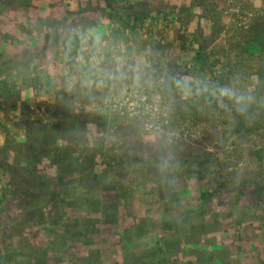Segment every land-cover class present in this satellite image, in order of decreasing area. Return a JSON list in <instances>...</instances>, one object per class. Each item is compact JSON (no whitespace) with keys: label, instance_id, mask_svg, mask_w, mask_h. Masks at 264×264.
<instances>
[{"label":"rangeland","instance_id":"1","mask_svg":"<svg viewBox=\"0 0 264 264\" xmlns=\"http://www.w3.org/2000/svg\"><path fill=\"white\" fill-rule=\"evenodd\" d=\"M127 1L75 0L78 7L73 6L75 16L71 18L64 10L67 0H0V63L12 57L15 60L6 66L15 67L18 56L32 51L29 61L38 72L35 79L17 75V83L23 89L20 100L14 94L12 101L6 103L0 94V246L14 245L21 239L28 244L38 234L49 238L55 235L49 225L62 217L85 215L88 210L66 206L54 191H41L47 183L23 175L18 161L29 155L22 144L31 122L41 123V128L52 125L60 146L57 151L68 168L69 163L73 169L82 166L79 175L87 182L102 178V187L109 195L118 190L123 195L129 186V202L146 208L143 212L151 206L149 201H154L142 194L148 173L158 172L144 163L158 160L169 147L154 135L157 128L177 133L174 147L180 171L185 169L180 161L189 157L208 173L218 172L222 181L239 191V203L249 201L248 187L263 191L258 181L264 179V156L257 159L256 151L264 145V127L252 130L245 124L235 126L234 118L223 110L199 105L198 101L205 99H184L170 92L161 81L175 74L216 84L234 82L241 89L249 88L256 81L254 73L260 64V56L255 54L259 50L253 51L250 44L256 41L264 46V0H171L173 4L182 3L181 16L177 8L174 15L145 17L134 22L137 30L132 20L126 22L125 16L112 11ZM166 10L173 11L171 7ZM49 11L54 13L52 21L57 17L62 22L59 29L65 44L59 51L53 46L55 41L47 42L38 32L51 19L48 20ZM29 21L35 23L33 28L25 27ZM172 37L175 43H171ZM118 63L139 65L154 73L155 85L137 89L128 82L127 86L113 87L104 74ZM207 101V105H212L213 100L210 104ZM40 148L41 152L48 150L43 145ZM7 149L10 153L17 150V158L12 154L10 162L6 161ZM132 160L135 170L128 172L131 177L125 184L123 179L128 173L118 164L123 161L122 166H130L128 162ZM4 167H9L8 171ZM190 176L194 174L186 172L177 177L178 193L184 200L200 202V206L204 201L205 209L211 208L213 192L218 194L222 189L217 178L198 182ZM13 191L16 196L12 199ZM99 215L93 214L98 218ZM245 215L250 218L252 212L248 209ZM120 225L103 224L96 243L88 246L97 251L99 248L102 260L116 254V249L118 252L120 246L109 231H118ZM258 236L261 239L263 235ZM222 239L227 242L234 237L229 234L227 238H217ZM261 243L264 242L258 243L256 252L264 257ZM233 244L244 250L238 254L244 261L253 255L247 243ZM52 247L66 249L60 240ZM17 252L25 254L26 250L21 252L18 248ZM64 255L71 261L64 259L61 264H88L87 259L78 263L74 256ZM98 257L99 251L92 260Z\"/></svg>","mask_w":264,"mask_h":264},{"label":"trees","instance_id":"2","mask_svg":"<svg viewBox=\"0 0 264 264\" xmlns=\"http://www.w3.org/2000/svg\"><path fill=\"white\" fill-rule=\"evenodd\" d=\"M167 1L168 4H166ZM127 2L122 5L117 4L118 6L112 8V11L125 16L126 22L132 20L135 30H137L138 25H135L134 22L136 23L145 17L152 18L165 13L174 15V10L177 8L180 16L183 13L181 11L182 3L173 4L171 0H128ZM76 5L75 0H67L64 8L65 14L70 13L71 18H73L75 16L72 14L73 6L77 8ZM167 7H171L173 11H167ZM48 13V20L51 17L47 22L48 24L41 28L37 27V29L40 28L38 32H41L44 40L47 42L55 41L53 46L56 51H59L60 47L65 44V39L59 29L62 22L57 17H54L55 20L52 21L54 13L50 11ZM34 26L35 23L32 21L25 23L26 28H33ZM170 40L171 43H175V37ZM252 42H255L250 44L253 51L259 50L255 54L260 56V64L254 73L257 76L256 81L249 88L247 86L246 91L254 93L258 100H264V46L256 41ZM32 53V51H28L27 54L18 56V63L15 67L6 66L8 62L11 64L10 60H15L12 57L0 63V94L6 103L12 101L14 94L17 95V99H21L23 89L17 83L18 74L23 79H35V76H38V72L31 67V61H29V56ZM25 56H28L27 60H24ZM23 64H25L24 67H22ZM210 82L216 84L215 81ZM206 101L200 100L198 103L208 108L210 106H213L214 109L218 108L214 100H211L212 102L207 101L208 104L211 102L212 105H207ZM252 111L253 116L250 121L232 113L234 125L242 126L245 124L248 129L252 128V130L256 126L264 127V105L254 106ZM40 126L41 123L31 122L23 136L22 146L29 150L27 159L22 158L21 160L20 158L18 161L20 168L24 169L23 175L30 180H41L42 183H47L41 191H54L62 198V203L66 206L77 205L87 207L88 210L85 215L77 214L71 217H62L61 221L49 225V228H52L51 230L55 233L49 238L38 234L31 238L28 244L21 239L14 245L0 246V253L2 252L0 258L2 257L3 262L0 264H61L64 259L71 261L65 257L64 253L74 256V261L78 263L87 259L88 264H93V262L99 264H264L263 255L261 256V253L257 255L256 252L258 243L264 242V179L258 181L263 185V191L255 192L253 188L248 187L246 192L250 195L249 201L239 203V200L236 201V199L239 198L240 194L236 187L229 185L228 181H222L218 177V172L215 175L208 173L202 164L192 162L189 157L180 161V165L185 167L184 171H180V167H176L167 176L160 171L159 159L149 160L144 165L158 172L148 173V183L145 185L142 194H145L146 199L151 198L154 201H149L151 206L143 212L146 208L134 201L129 202L130 199L127 195L129 186H127L128 189L124 188L127 193L122 191L123 195L119 190L114 195H109V192L102 187V178H99L98 182H87L84 180V176L79 175L83 171L82 166L73 169L69 163L70 168H68L59 151H57L60 146L57 137L54 135L52 125H47L45 128ZM40 144L48 150L39 151L42 150ZM7 150L9 152L4 157L7 158L6 161L10 162L9 156L12 154L17 158V150H14V153H10V149ZM256 154L257 159H263L264 145L257 149ZM215 158L218 159V157ZM132 162L134 161L128 162L131 167L122 166L123 161H120L118 165L121 166V170H126L128 173L135 170L133 167L136 165L132 166L130 164ZM8 168L5 170L8 171ZM186 172L193 173L194 176L189 178H195L198 182L201 179L217 178V183L222 186V189L219 190L218 194L213 192L211 208L205 209L204 201L200 206V202L184 200L183 195L178 193L180 180L177 177ZM94 175L96 176V173ZM128 175L126 174L123 179L125 184L129 183L131 174ZM89 176L94 178L91 173ZM240 179L237 176V180L240 181ZM205 192L202 194L204 195ZM14 193L13 191L12 199L16 196ZM248 209L252 212V217L245 218ZM97 213L100 214L99 218L93 216ZM100 221L105 223L99 225L98 222ZM106 223L121 224L118 231H109L114 235V243L120 246L119 250L117 252L116 249V254L109 255L102 260L101 250L98 248L99 257L92 260L93 254L98 251L88 246L96 243L95 237L100 234L98 232L101 231V226ZM229 234H232L234 239H227V242L224 239L217 240L218 237L219 239L227 238ZM259 234L263 235L261 239ZM57 240H60L66 249L52 247V244ZM205 242L209 246H206ZM233 243L238 245L247 243L248 251L253 255L244 261L238 256V254L244 253V250L236 249ZM10 248L14 249L11 250ZM18 248L21 249V252L26 250V253H18Z\"/></svg>","mask_w":264,"mask_h":264},{"label":"clouds","instance_id":"3","mask_svg":"<svg viewBox=\"0 0 264 264\" xmlns=\"http://www.w3.org/2000/svg\"><path fill=\"white\" fill-rule=\"evenodd\" d=\"M104 75L112 81L113 87L127 86L128 82H131L132 86L137 89L143 88L145 85H155L154 73L142 69L139 65L118 63L105 72ZM161 82L170 92L174 91L184 99L201 97L205 100H214L220 110L229 115L235 113L246 121L252 119L254 106L264 105V100H258L254 93L242 90L234 82L214 84L209 81L194 80L187 76L175 74H169L167 80ZM154 135L165 140L169 146L168 150L163 151L159 156L160 171L167 176L179 164L174 147L177 133L171 129L165 131L162 128H157Z\"/></svg>","mask_w":264,"mask_h":264}]
</instances>
